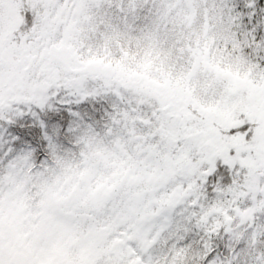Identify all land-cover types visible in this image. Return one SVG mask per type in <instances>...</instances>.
Listing matches in <instances>:
<instances>
[{
	"label": "snow or ice",
	"instance_id": "6c2138e0",
	"mask_svg": "<svg viewBox=\"0 0 264 264\" xmlns=\"http://www.w3.org/2000/svg\"><path fill=\"white\" fill-rule=\"evenodd\" d=\"M0 264H264V0H0Z\"/></svg>",
	"mask_w": 264,
	"mask_h": 264
}]
</instances>
